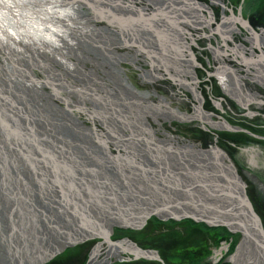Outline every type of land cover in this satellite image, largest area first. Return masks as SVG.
Wrapping results in <instances>:
<instances>
[{"label": "bare ground", "instance_id": "6f19581e", "mask_svg": "<svg viewBox=\"0 0 264 264\" xmlns=\"http://www.w3.org/2000/svg\"><path fill=\"white\" fill-rule=\"evenodd\" d=\"M128 1L129 3H125ZM152 1L156 6L137 7L130 0H13L18 5L19 17L15 13L10 18L0 14V34L6 37L0 39V51H5V59L9 60L8 67L0 68V245L8 264H85L87 259V264H101L110 261V257L119 259L124 253L131 257L128 256V261L121 264H154L159 263L156 260L162 262L167 257L178 259V264H216L201 257L202 254L194 248H187L188 252L197 253L199 258L190 256V253L179 254L178 257L177 254H171L178 249L175 244L178 239L173 241L167 237L165 244L151 248H144L141 243L128 239H110L114 225L138 228L149 216H154L157 224L163 218L181 215L191 216L189 220L195 225L196 221H206V225L212 230H226L225 234L230 241L237 240L236 244L239 242L238 245H241V249L237 251L241 252L230 257L233 264H264V219L250 201V193L246 192L248 184L245 182L250 171H253L252 176L255 177L259 169L264 170V157L260 150L262 146L258 142L264 141V136L257 139L253 137V141L247 140L244 144H239L237 140L229 141L228 147L234 145L238 150L234 153H230L228 147L225 150L224 146H201L202 142L194 139L198 136L196 131L190 132V136L194 137L192 141H185L184 137L176 135L177 132L170 129V123L181 124L185 120L190 122L199 119L200 124H204V119L199 115L200 109L193 113L181 112L180 108L168 102V97L164 94L168 91H161L159 86L153 87L151 92L137 89L125 74L116 73L121 69L119 63L131 59L128 53L113 52L114 47L120 45L132 46L134 51H142L140 59L149 60V66L156 69L159 65L163 67L162 72H152L153 79L149 78L152 83L156 75L166 74L180 90L186 84L191 85L192 79L187 78V75L192 76V70H189L193 55L191 45H198L197 39L204 37L209 40L208 43L205 42V46L213 55L239 54L243 43L230 44L234 40L231 33L239 29L238 24L251 31L250 40L257 47L264 45V26H259L258 32L252 14L251 17L243 16L242 0L149 2ZM215 4L219 7L217 14L213 9ZM227 4L236 5L240 10L226 14L223 11ZM49 5L53 9L70 8L71 14L60 16L55 10L49 11ZM3 6L0 4V8ZM97 20H104L105 24H117L123 30L114 32L106 26L97 27ZM258 20L255 19L256 22ZM204 27L207 30L202 31L207 35H194L198 33L196 29L201 31ZM9 28L15 35L8 31ZM239 38L246 41L243 36ZM136 39L139 42L136 43ZM143 42L151 48L150 51ZM205 43L202 40V46ZM24 45H28V52ZM173 53L183 54L180 63ZM237 60V64L231 67L239 72L229 71L223 64L220 69L231 72L229 75H240L238 77L244 72L254 83L255 74L264 82V51H260L256 59L241 55V59ZM88 62L94 65V70L86 69ZM103 64H108L109 68H105ZM35 71L40 74L43 72L45 81L53 82L48 86L51 87L47 91L49 95L40 91V86L43 88L45 83L41 84L42 78L38 79L36 74H32ZM5 74L17 82L24 81L23 88L17 83L20 86L18 91L12 89L10 80L7 81V89L4 88L7 97L2 91L4 86H1L5 83L2 80L7 77ZM22 75L30 76V83ZM33 84L38 89L33 90ZM165 85L163 87H167ZM227 88L234 102L245 108V117L251 116L249 120L246 119L250 127L255 125V116L264 119V111L261 109L264 100L260 101L258 92L251 93L248 87L239 85ZM18 94L26 95V99H20L31 105L27 112H22L21 106L14 108L18 102L14 97ZM154 95L159 97L153 100ZM49 96L61 101L59 104L54 103ZM40 103H45V106H39ZM59 108L60 111L67 112L76 109L87 117L96 116L103 121L106 132L100 135L101 139H97L99 150L92 153L91 150L82 149V154L87 158L106 156L111 159L114 163L112 168L122 174L121 180L117 182L123 183L124 190L127 191L124 193L129 194V199L125 202L130 204L131 199L132 204L142 210L141 214L135 215L134 211L128 209L122 218L116 217L107 222L101 213H90V205L79 201L83 198L78 194L81 192L79 183L83 184L81 188L85 189L84 194L90 196L94 192L90 188L95 184L108 189L107 179L111 177L104 175L108 173L107 170H98L96 164L84 166L91 178H83L85 180L81 179L77 183L70 180L76 172L73 166L78 165L81 160L79 157L74 161L67 146L63 152L62 135L52 133L53 125L58 124L59 117L63 116L53 112ZM149 117L152 120H148ZM4 121L10 127H6ZM9 122L13 127L18 126V129L13 128ZM76 123L82 122L76 120ZM163 123H167V127ZM237 123L238 126L221 119L219 123L214 121L212 126L229 129L231 132L238 129L243 131L240 122ZM8 132L12 134L7 136ZM212 132L217 136L215 129ZM86 134L92 136V131ZM14 135H19L20 138ZM53 135L55 139L48 142L47 136ZM176 136L181 140L178 141ZM87 137L77 138L85 140ZM16 139L19 140L18 144L14 142ZM28 141L34 147L30 154L26 151ZM109 146L113 150L109 151ZM113 153L119 154L118 157H113ZM237 158L246 161V168L232 164ZM62 163L68 167L63 168ZM119 163L126 164L127 168L121 169ZM231 173H236L238 177ZM261 173L264 174V171ZM259 176L257 178H264V175ZM102 181H106L105 184ZM47 183L49 191H45L43 187ZM46 192H52L53 195L47 196ZM216 194L226 197L228 201L220 202L216 199ZM115 198L106 201L108 203L103 202L110 208L124 210ZM44 206H59L57 212L65 216L64 224L72 225L76 228L75 231L63 233L66 231L63 225L57 222L59 220L50 210L45 211ZM37 213L38 218L43 217L42 221L36 219ZM38 233L43 237H36ZM26 235L32 238L26 240ZM95 238H99L98 242L94 241ZM184 244L181 242V245ZM168 246L170 247L166 248ZM249 249L252 252L250 258L246 255ZM243 251H246L244 255ZM101 254L102 257L99 258ZM196 258L199 260L196 261Z\"/></svg>", "mask_w": 264, "mask_h": 264}, {"label": "rangeland", "instance_id": "374dc122", "mask_svg": "<svg viewBox=\"0 0 264 264\" xmlns=\"http://www.w3.org/2000/svg\"><path fill=\"white\" fill-rule=\"evenodd\" d=\"M130 1H132L133 3H136L137 7H139V6L140 7H145V6H153L154 7V6H156V5L153 4V1L149 2L150 0H130ZM229 2H231V1H229ZM235 2H233V3H235ZM242 2H243V4H242V6H243V9H242L243 16L245 18H246V16L247 17H251V14H252V17L254 18V22L256 24L255 26L258 27V29H256L257 27H255V29L258 32H260V29H259L260 27L259 26H261V27H262V25L264 26V20H263V18H264V0H242ZM125 3H129V1L125 2ZM226 6H227V8H225V10L223 11L226 14L230 13L231 11H233L235 13L236 11L240 10L239 8L235 7L236 5L233 6L231 4L230 5L227 4ZM217 7H218L217 4H215L214 7H213V9H214L216 14L219 13V7L218 8ZM255 19H257V20L261 19V20H258L256 22ZM103 21L99 22L97 20L95 25L97 27H101V28L106 26V28H109V30H114V32H121L123 30L122 26H119L117 24H110L108 22H107V24H105ZM260 21H262L263 23L261 24ZM238 26H239V29L236 30V31L233 30L232 33H231V35L233 36L234 40L231 43L230 42L229 43L230 44H233L235 42L236 43H239V42L243 43L241 45L240 50H239V54L237 53L238 56L241 57V55H249V56H251V58H254V59L258 58L259 57V52L260 51L261 52L264 51V45L262 47H257L255 44H253V41L250 40V37L252 36L251 31L246 26L242 27L239 24H238ZM196 30H197L196 32H198V33L195 32L196 34H194V35H200V36L207 35V34H205L204 31H202V30H207L206 27L201 28V31H198V29H196ZM262 30H264V29L262 28ZM192 32L194 33V29H192ZM77 36H78V34H76V37ZM239 36L245 37L246 41L245 40H241L239 38ZM208 39H210V38H208ZM202 40L204 41V43L205 42L208 43L207 41H209V40L204 39V37L202 39H197V41H199V42H202ZM130 41H131V39L128 42H130ZM135 41H136V43L139 42V40H137V39ZM236 43L234 45H236ZM143 44L146 47H148L147 50L150 51L151 48L148 45H146L145 42H143ZM193 45L196 47V49H195L196 53H198L197 52V44H193ZM24 48H25V51L28 52L26 50V48H28V45H24ZM114 48L115 49L113 50V52L114 51L116 53L125 52V53H128L129 58H131L130 60L122 61L121 63L118 62L119 65L121 66L120 68L124 69V70L120 69V72H118L117 70H116L117 72L116 71L115 72L118 75H120L122 73L125 74L126 78H128V81L129 82L131 81L132 85L135 86L137 89L147 90V91L150 90V92H151V89L153 87L157 88L156 86H158V85L163 87V86H166L165 84H167V86H168V81L170 82L171 80L169 78H161V79L157 80L159 78V75H156V78L154 77L155 81L152 83V81L150 80L151 78L153 79V73L152 72L154 71L155 73H157L156 71L159 72L160 69H162L163 67H161L159 65L158 66V70H157L155 67L152 68L151 66H149V63H148L149 60H146V58L140 59L139 54H141L142 51L141 52L134 51V49H133L134 47H132V46L130 48V47H127V46L125 47V46L120 45V46H117V47H114ZM78 49H80V46H79ZM4 52L5 51H3V52L0 51V68L3 67L2 69H4L6 66L7 67L9 66V62H8L9 60H8V58L5 59V53ZM154 52L157 53L159 51H157V52L154 51ZM206 53H211L209 48H206ZM132 54H134V57L132 56ZM147 54H149V53H147ZM173 54L175 55V56L173 55L174 57H177L179 59V63H180L181 62L180 59H182V55L183 54H181V55H178L177 53H173ZM152 56H153V54H152ZM3 57H4V59H3ZM170 62H172V61H170ZM104 67L107 68V69L109 68L108 64L104 65ZM211 67H212V63L210 64V67H208V68L212 69ZM218 68H219V66L217 67V69ZM86 69L94 70V65L88 62V64L86 65ZM155 69H156V71H155ZM37 73L38 72H36V71L32 72V74H37ZM41 73H43V72H41ZM0 74H1V71H0ZM220 74H222V73L221 72H217V75L215 74L217 78L210 77L209 81L207 79L204 81V86H209L210 83L212 85V87H210L208 90H206L207 94L208 95L211 94V96H212V97H209L210 99L206 103V107H208V109H207L208 111H213L212 108H214V109L216 108V105L218 104V101H217L218 99L222 103H225L226 97L229 94V92L226 90V88L228 86V82ZM240 74L242 76L240 78H238V79L236 77V79H234L233 81L231 80V77L230 78L228 77L229 86H231V85H234V86L235 85H239V86H245L246 88L247 87H251V91L250 92L257 91L258 92L257 94L259 95L260 101H263L264 100V92H263V90H264V82L260 78H257L255 76V74H253V78L255 79V83H254V80L250 76L249 77L246 76V74L244 72H242ZM5 75L7 76V74H5ZM5 75H3V76L5 77ZM21 77L25 81H28V79H31L30 76L27 77L26 75H22ZM41 78H42V76H41ZM103 78H105V76H103ZM2 80L5 81V83L3 85H1V86L2 87L4 86L2 91H3V94L6 97H7V93H6L5 89H7L6 88V82L7 81L9 82V80H10L9 83L11 84L12 89H16V91H18L17 88L20 89V86L17 85V83H19L21 85V88H23V82L24 81L17 82L16 80L10 79L9 76L5 77ZM157 81L160 84H157L158 83ZM162 82H164V84H162ZM28 83H30V81H28ZM49 83H52V82H49ZM49 83H47V84H49ZM34 86H35L34 88L32 87L33 90L34 89L35 90L38 89V87L36 85H34ZM176 86L177 85L175 84L174 87L171 89V91L174 92V93H176L174 91V89H176V90L178 89L179 90V88H177ZM184 87H180L179 91H181V93L186 94L185 93L186 89ZM39 89H40V91L45 92L46 94H48L47 91L50 90V88L47 85H45V84H44L43 88L40 86ZM211 90H212V92H211ZM160 93L162 94V92H160ZM3 94H2V96H3ZM0 96H1V93H0ZM25 96L22 95V94H18V95H16L14 97V99L16 98L17 101H18L16 106H14V108H18L19 106H21L22 107L21 108L22 112H24V111L27 112L29 110L28 108H29L30 104L28 103L29 105H27V103L22 102V99H20V97L23 98V99H26ZM165 96H166V94H165ZM229 96L232 97V94L229 95ZM50 97L51 96H49L48 98H50ZM158 97H159L158 95H157V97H156V95H154L153 100L155 98H158ZM51 100L54 103L56 102L58 104H59V101H61V99H59L57 97L52 98ZM210 100L212 102V106L210 104ZM39 106L43 107V106H45V103H40ZM30 107H31V105H30ZM49 109H50V111H52L51 108H49ZM230 110L233 111L232 109H230ZM53 112H57V113L63 115L62 116L63 118L59 117L60 118V120H58L59 123L56 124L55 126L53 125V127H52L53 130H54V132H52V133H54L56 135H58V134L62 135L63 141L61 143L63 144L62 145L63 146V152H65L64 149L67 146V149L72 154L73 160L77 161L75 158L78 159L79 157H80V160H81V162L79 161L78 165L73 166V169L76 172H75V174H73V178L70 179V180L71 181L74 180V182L77 183V181H79V180H81L83 178L86 179V178L90 177L87 174L89 172L85 171V168H87V167H84V166H89V165L95 166L96 164H97L96 166H97L98 170H104V169L107 170L108 173H106V174L103 173V174L106 175V176H110L111 177L109 180L107 179V181L109 182V183H107V185H108V187L110 189L109 188L108 189L104 188L102 186L99 187L98 185L95 184L94 185L95 187L93 186V188L92 187L90 188L92 191L94 190V192H92L91 193L92 195H90V196L84 194L85 193V191H84L85 189L81 188V186L83 184H82V182L79 183L81 192H79L78 194H80L83 197L79 201L82 204L83 203L89 204L90 205V208H89L90 213H94L95 211L101 213V216H103V218H105V220L107 222L111 221L113 219H116V217L117 218L118 217L122 218L123 215L126 212L129 211L128 209L134 211V213L133 212H131V213H133L135 215L136 214H141L142 210L139 207L134 206L132 204L133 201L131 199H130V201H131L130 204H129V202H125V201H127L129 199L128 198L129 194H127V193L125 194L124 193V192H127L126 190H124V187H123L124 184L123 183L119 184L120 181L117 182V180H119L120 177L122 178V174H119L118 172L115 171V169L112 168L111 165L114 166V163L111 162V159H109L106 156H100V157L97 156L98 158L97 157H92V158L89 157V158H87V157L84 156V154H82V151H81L82 149H85L84 151H87V149L91 150L92 153H95V152H97L99 150V148H98L99 141L97 139H101L100 135H102V133L104 131L106 132L103 121H101L100 118H98L96 116H93V118L92 117H87V116H85L86 114H84L82 111H79V110H76V109H74V110L71 109L70 111L67 112L66 110L60 111V108H59L57 111H53ZM227 112L228 111H226L225 113H227ZM243 112H245V108L244 107H239V111H238L239 115L235 119L238 122H240V126L243 128V131H240V133L245 135L246 132L244 130H248L249 131V129H250L249 128L250 126L246 122V119L249 120V118L251 116L249 118L245 117ZM6 117H8V116H6ZM243 117H245V119H243ZM255 117H257V116H255ZM149 119L152 120V118H150V117L148 118V120ZM12 120H14V119H12ZM76 120H81L82 123L81 124H79V123L77 124ZM4 123L6 124V127H10V125L6 121H4ZM9 123L11 124V126L13 125L11 122H9ZM39 124L41 125L40 122H39ZM166 124L163 123V126L167 127ZM153 125H155V123H153ZM170 125H171V128L172 129L174 128L175 132H177L178 136H181V137L185 136V133H184V130H183V128H184L183 125H181L179 123H176V122L170 123ZM17 127H13V128L18 129ZM89 131H92V136L86 134ZM70 132H72V133H70ZM225 133H226V131H225ZM252 133H253V131H252ZM11 134H12L11 132H8L7 136H9ZM3 135H4V132H3ZM72 135H73V137H72ZM84 136L85 137L88 136V137L85 140H79V138H77V137L82 138ZM178 136H176V137H177V139L179 141V140H181V138L178 137ZM15 137H19L20 138L19 135H16ZM53 139H55V135L50 136V137L47 136L48 142H51ZM241 140L242 141L239 144H241V143L244 144L245 141L246 142H247V140L253 141L254 139L252 137H250V138L246 137V139H241ZM18 141H19L18 139L14 140V142L17 143V144H18ZM258 142L262 146L260 150H261V155L264 157V153H263L264 152L263 151L264 150L263 149L264 141H259L258 140ZM220 145H221V147H223V145H224L223 142H221ZM201 146L204 147L205 145H201ZM235 147H231V149H229V152L230 153H234V152L238 151ZM31 148H34V147H31V143L29 142L27 144V150H26V151H28V154H30V152L32 150ZM59 148L60 147H58V149ZM223 148L226 150V147H223ZM111 149L113 150L112 146H109V151ZM121 153H122V151H121ZM112 155H113V157L117 158L119 154L117 155L116 153H113ZM31 156H33V153L31 154ZM121 156H123V155L121 154ZM120 158L123 159L124 157H119V159ZM93 159L96 160L97 162L94 161ZM71 164H73V162ZM232 164L235 165V166H241L243 168H246L245 167L246 161L244 159H242V158L235 159V161ZM118 165L123 170L125 168H127L126 164H120L119 163ZM62 166H63V168L68 167V165L64 166L63 163H62ZM262 171H264V170H260L259 169L255 173V177L252 176V175H254V174H252L253 171L252 172L250 171V173L247 174L246 177H245V179H246L245 182H247V184H248L247 188H246L247 189L246 192L248 194L249 193L251 194V195L249 194L251 200H250V198H247V200H250V201H252L253 204H255L254 206L257 208L256 210H258L259 214L261 215V218L264 219V208H262V206L264 205V203H262L263 200H264V178H262V179L257 178V176L260 177L259 175H262V176L264 175L263 173H261ZM123 172L127 173V171H123ZM231 175L232 176H237L236 173H231ZM85 179H83V180H85ZM126 179H128L127 176H126ZM105 182L102 181L103 184H105ZM47 186H48V183L43 186L45 191H49L50 190V189L46 188ZM31 187L35 188V186H31ZM35 189L38 190L37 188H35ZM46 193H47L46 194L47 196H52L53 195L52 192H46ZM123 194H124V196H122ZM112 197H116L115 200H119V202L122 204V207H123L124 210L119 211L115 207H112L113 209L108 207V205L106 204L108 202H106V201H112L113 200ZM122 197H126V198L122 199ZM215 197L220 202L228 201V200H226V197L224 198L220 194H216ZM93 199H96V200H93ZM99 199H100V201H99ZM103 201H105L106 203H104ZM50 207L44 206L45 211L50 210L51 211L50 213H52L53 216L59 220L57 222L62 224L63 227L66 230L63 233H72V231H75L76 228L72 227V225H69V226L67 225L66 226V224H64L63 220L65 219V216L62 215L63 213L61 214V213L57 212V208H59V206L58 207H53V208H50ZM38 214L39 213L35 214L36 219L42 221L41 219L43 217L41 216V219L38 218L37 217ZM190 217L191 216H189V215H181L179 217L178 216H175V217H171L170 216V217H166V218L161 219L162 221H160L159 223L156 224L154 216H149L146 219V221L144 223H142L140 225V227H138V228L137 227H123V226H119V225H114L112 233H111V236H110V239H113V240L128 239V240L133 241V242L141 243L142 244L141 246L144 247V248L145 247L151 248L153 246L156 247L157 245H159L161 243L162 244L160 246H162L163 244L166 243L165 242L166 238L169 237L173 241H176V239H178V241L175 243V244H177L178 249H176V251L171 252V254H177V257H178L179 254H189L190 252H188V249H192L193 250V248H194L195 250H198L200 252L199 254H202L201 257L202 256L204 258L206 257L211 262H214L216 264H233L231 259H230V257L233 256L234 253H236V252H241V251H237V250L241 249V247H240L241 245H238L239 242L236 244L237 240L230 241L229 237L225 234L226 230H221V229H217V228L215 230H212L210 227H208V225H206V221L205 222H202V221L197 222L196 221V225H195V223H192L191 220H189ZM237 217L238 216H236V218ZM47 226H50V225H47ZM1 227L2 226H0V235H1ZM206 227L209 228L210 230L209 229L207 230ZM163 229L167 230L168 232H165V230H163ZM16 234H18V232H16ZM26 236H27L26 240H28V238L29 239L32 238V236H28V235H26ZM36 237L42 238L43 236L40 233H38V234H36ZM22 239H23V241H25V238H22ZM239 239H240L239 241H241L240 237H239ZM98 240H99V238H95L94 241L98 242ZM181 242H184L185 244L181 245ZM30 245L32 246V244H30ZM169 247L170 246H168L166 248H169ZM249 250H250L249 253L246 254L248 258H250L249 256L252 253L251 249H249ZM245 252L246 251H243L242 254L244 255ZM30 253H32V252L30 251ZM3 255L4 254H3V251H2V246L0 245V264H8V259L5 256H3ZM121 255H122V257H120L119 259L116 258V257H110V261H108L106 263L104 262V263H101V264H121V262L128 261L126 258H129L128 256H130V255L125 254V253L121 254ZM189 255L195 258V256H197L198 254L197 253L196 254L190 253ZM193 255H195V256H193ZM100 257H102V254L99 256V258ZM197 260H199V259L196 258V261ZM156 261L159 262V263H154V264H172V263L173 264L174 263L178 264V262H179L178 259L172 260V258L170 259L168 257H167V259L162 260V262H160V260H156ZM87 262H88V259L86 260L85 264H87ZM248 262L250 263L251 261H248ZM150 264H153V262H150Z\"/></svg>", "mask_w": 264, "mask_h": 264}, {"label": "flooded vegetation", "instance_id": "af4514ba", "mask_svg": "<svg viewBox=\"0 0 264 264\" xmlns=\"http://www.w3.org/2000/svg\"><path fill=\"white\" fill-rule=\"evenodd\" d=\"M197 43H198V45H197V52L198 53H196V51H195L196 47L193 44L191 45L193 55H191L192 58L190 59L191 62L189 64V70H192V72L190 73L192 76L187 75V78L192 79V80H190L191 85L188 86L186 84V87H184L186 89V92H185L186 94L181 93V91H179L178 89L177 90L174 89V91L176 93L172 92L171 89L175 85L172 81H170V82L168 81L167 87H161L158 85L160 87L161 91H165V92L168 91L167 93H165L166 96L168 97L167 98L169 100L168 102H171L173 105L180 108L182 110L181 112L193 113L196 109H197V111H199V109H200L199 115L204 119V121H203L204 124H200L201 121L199 119H194L193 121H190V122L185 120V122L181 123V125L184 126V128H183L184 133H185L184 139H186V141H192L194 137L190 136V134H191L190 132L196 131V132H198V136L195 135L196 137L194 139L196 141L197 140L201 141L202 142L201 145H205L204 146L205 148L209 147V146L221 147L220 144H221V142H223V144H224L223 146L226 147V149H227V147L229 145V141L237 140V141L241 142L242 141L241 139H243V138L246 139V137L247 138H250V137H252V138L256 137L257 138L261 135L264 136V119L262 117L259 118L260 120L256 117L255 125L253 124L251 127H249L250 128L249 131L244 130L246 132L245 135H243L239 132L240 129H238L236 132H231V130H229V129L213 128L212 123L214 121L219 123V121L221 119H224L225 122H229L232 125L238 126L237 120L235 118H237V116L239 115L238 111H239V107H241V106L234 102V99H232V97L229 96V95H231V93L228 91V88H226V90L229 92V94L227 96L228 98L226 97L225 103H222L218 99L217 100L218 104L216 105V108L215 109L212 108L213 111H208L207 110L208 107H206V103L210 99L209 97H212V96H211V94L208 95L206 90H208L210 87H212V85L209 82L210 83L209 86H204V81L206 79L209 81L210 77L217 78L216 77L217 72H221L222 74H220V75L223 76V78L225 80H227L228 86H229L228 77L229 78L231 77V80L233 81L234 79H236V77H237V79L240 78V77H238L240 75H238V76L232 75V74L229 75V73H231V72L222 71L220 69V66H222V64H223V66H225L227 70H229V71L234 70V71L239 72V70H235L231 66L236 65L237 61H238L237 59L238 58L241 59V57L238 56L237 53H235V54L225 53V55L224 54L213 55V53H206V48H207L205 46L206 44H204V46H202L201 42L198 41ZM169 61H171V60H169ZM211 63H212V67H211L212 69H209L208 67H210ZM224 64H227V65H224ZM218 66H219V68L217 69ZM160 71H161V69H160ZM156 72H158V71H156ZM36 75H37L38 79L39 78L41 79V76H42L41 84L45 83V85H46L47 83L51 82V81H48V82L45 81L44 73H41V74L37 73ZM165 75L159 74L158 80L161 78H167ZM38 83H40V82H38ZM52 83L47 84V86H51ZM187 87H190V88H187ZM242 87L246 88L245 86H242ZM49 88H51V87H49ZM248 90L250 92L251 88L248 87ZM211 92H212V90H211ZM253 92H257V91H253ZM63 99H64V97H63ZM210 104L212 106L211 100H210ZM230 109H232L234 112L231 111ZM261 109L262 110L264 109V105L261 107ZM226 111H228V112L225 113ZM176 123H179V122H176ZM248 125H249V123H248ZM170 129H172V128H170ZM212 129L213 130L215 129V131L217 132V136L215 134H213ZM172 130L175 131L174 129H172ZM251 130H253V133L251 132ZM225 131H226V133H225ZM233 142H235V141H233ZM232 146L235 147L234 145H231L228 148L231 149Z\"/></svg>", "mask_w": 264, "mask_h": 264}, {"label": "clouds", "instance_id": "9594fccd", "mask_svg": "<svg viewBox=\"0 0 264 264\" xmlns=\"http://www.w3.org/2000/svg\"><path fill=\"white\" fill-rule=\"evenodd\" d=\"M0 4L4 5L3 8H0V14H2L5 18H10L12 13H15L17 18L19 17L20 13L18 5L17 3H14L13 0H0ZM48 8L49 11H57L60 16H65V14H71L70 8H65L63 10L53 9L51 5H49ZM9 10H11V12H9ZM8 31L12 32V34L15 35V32L11 28H9ZM0 39H6V37H4L3 34H0Z\"/></svg>", "mask_w": 264, "mask_h": 264}]
</instances>
